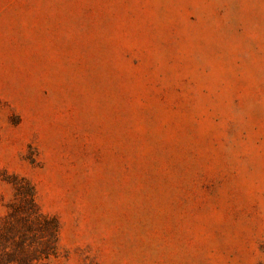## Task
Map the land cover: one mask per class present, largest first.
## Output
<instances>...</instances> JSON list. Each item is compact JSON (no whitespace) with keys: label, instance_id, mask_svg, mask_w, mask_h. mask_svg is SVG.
Returning <instances> with one entry per match:
<instances>
[{"label":"rangeland","instance_id":"obj_1","mask_svg":"<svg viewBox=\"0 0 264 264\" xmlns=\"http://www.w3.org/2000/svg\"><path fill=\"white\" fill-rule=\"evenodd\" d=\"M20 178L51 264H264V0H0V225Z\"/></svg>","mask_w":264,"mask_h":264},{"label":"trees","instance_id":"obj_2","mask_svg":"<svg viewBox=\"0 0 264 264\" xmlns=\"http://www.w3.org/2000/svg\"><path fill=\"white\" fill-rule=\"evenodd\" d=\"M20 181L27 189L23 198L29 207L20 211L12 203L0 225V264H51L58 250V221L40 211L34 186L24 178Z\"/></svg>","mask_w":264,"mask_h":264}]
</instances>
